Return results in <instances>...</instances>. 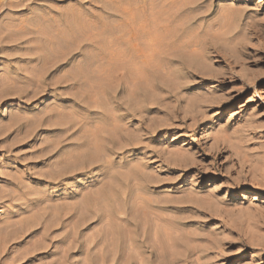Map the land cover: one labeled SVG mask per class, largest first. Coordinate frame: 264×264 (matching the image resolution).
<instances>
[{
	"label": "rangeland",
	"instance_id": "rangeland-1",
	"mask_svg": "<svg viewBox=\"0 0 264 264\" xmlns=\"http://www.w3.org/2000/svg\"><path fill=\"white\" fill-rule=\"evenodd\" d=\"M24 1L0 8V190L24 199L0 264H264V0Z\"/></svg>",
	"mask_w": 264,
	"mask_h": 264
},
{
	"label": "bare ground",
	"instance_id": "bare-ground-1",
	"mask_svg": "<svg viewBox=\"0 0 264 264\" xmlns=\"http://www.w3.org/2000/svg\"><path fill=\"white\" fill-rule=\"evenodd\" d=\"M30 1V0H29ZM32 1V0H31ZM24 6L25 5V1L24 0H0V8H2V7H7V8H14V7H20V6ZM18 9V8H17ZM1 10V9H0ZM1 12V11H0ZM140 12V11H139ZM139 15H140V13H139ZM1 16V15H0ZM6 16H8V15H6ZM136 17H137V15H136ZM39 19V18H38ZM38 19H35V20H38ZM132 20V19H131ZM26 22V21H25ZM82 22V21H81ZM84 22V21H83ZM6 23V25L8 24L7 22H5ZM85 24V23H84ZM124 24V23H123ZM5 25V24H4ZM10 25V24H9ZM59 26V25H58ZM82 26V25H81ZM81 26H80V28H81ZM5 27V26H4ZM6 28V27H5ZM7 28H8V26H7ZM9 28H10V26H9ZM77 28V22H76V20L74 19V16L72 15V14H67L66 16H65V18H64V25L63 26H60V28H58V29H56L55 30V33H54V35L53 34H51V35H49V36H51V38H50V42H54L55 44L56 43H58L59 44V42H61V40H68L69 41V39L70 40H73L72 38H73V36H74V34H76L75 32H76V29ZM45 30V29H44ZM49 30H47V31H45L46 32V34L47 33H49L48 32ZM140 33V32H139ZM53 35V36H52ZM136 35V34H135ZM137 36H138V34H137ZM48 44H50V43H48ZM54 45V44H53ZM57 45V44H56ZM58 46H60V45H58ZM115 54V53H114ZM56 60V59H55ZM33 78V77H32ZM35 79V78H34ZM38 79V78H37ZM40 79V78H39ZM32 81V80H31ZM37 82V81H36ZM40 83V82H39ZM38 83V84H39ZM36 84V83H35ZM36 92V91H35ZM34 93V92H33ZM25 94V93H24ZM15 95V94H14ZM31 95H32V93H31ZM36 95H37V92H36ZM36 95L35 94H33V97L35 96L36 97ZM33 97H32V99H33ZM29 98V97H28ZM93 103V102H92ZM56 110V109H55ZM70 110V109H69ZM113 110V109H112ZM58 111V110H57ZM134 111V110H133ZM51 112V111H50ZM48 113V112H47ZM61 113V112H60ZM61 114H63V113H61ZM65 115V114H64ZM57 116V115H56ZM61 115H59V117H60ZM59 117H56V118H59ZM53 118V117H52ZM55 118V117H54ZM61 119V118H60ZM63 119V118H62ZM52 120V119H51ZM55 120V119H54ZM58 120H56V122H57ZM62 121V120H61ZM52 122H53V120H52ZM55 122V121H54ZM59 122H60V120H59ZM71 122V121H70ZM58 123V122H57ZM55 124V123H53L54 124V126L55 125H58V124ZM52 124V125H53ZM67 124H68V122H67ZM71 124V123H70ZM50 128V127H49ZM69 128H70V126H69ZM68 129V128H67ZM102 129V128H101ZM113 131V130H112ZM107 132V131H106ZM107 135H108V133H107ZM91 139V138H90ZM100 142V141H99ZM98 142V143H99ZM106 143V142H105ZM95 146V145H94ZM95 147H97V145L95 146ZM84 149V148H83ZM85 149H86V147H85ZM96 149V148H95ZM82 150V149H81ZM82 151H84V150H82ZM90 151L91 150H88V148L84 151V153H83V155L86 157V156H88V155H90ZM100 151V150H99ZM80 153H81V151H79ZM98 152V151H97ZM76 153V152H75ZM79 153V154H80ZM78 154V153H77ZM93 154V153H92ZM94 154H95V152H94ZM82 155V154H81ZM77 156H79V155H77ZM82 157V156H81ZM84 159V158H83ZM93 159V158H92ZM94 159H96L95 157H94ZM85 160V159H84ZM78 162V161H77ZM77 162L75 163V162H70V161H66V162H64V164H60L63 168H65V170L64 171H67V172H69L70 170H72V169H74V167H76V165L75 164H77ZM95 162V161H94ZM79 163V162H78ZM82 163V162H81ZM64 165V166H63ZM82 165V164H81ZM83 166V165H82ZM61 167V168H62ZM80 167V166H79ZM58 168V167H57ZM82 168V167H81ZM76 169H77V167H76ZM76 169H74V170H76ZM66 173V172H65ZM69 174V173H68ZM6 179V178H5ZM9 182V180H6V183H8ZM10 184L11 185H14V183L13 182H10ZM21 186V185H20ZM7 187V186H6ZM6 187H4V189H6ZM10 187V186H9ZM8 188V187H7ZM15 188V187H14ZM2 190V189H1ZM0 190V191H1ZM4 191H7V190H4ZM16 191V190H15ZM18 192V191H17ZM20 192V191H19ZM18 192V193H19ZM17 194V193H16ZM15 193H14V191H13V187L11 188V189H9L8 188V191L7 192H3L2 193V191H1V193H0V203L2 204V202H4L5 200H1L2 198H8V200H10V199H13L15 202H14V204H13V206L12 205H6V204H3V205H0V206H3V207H5V213L7 214V215H11V213H15L16 211H18V210H20V209H22L23 207L21 206V207H19L18 206V203H16V201L18 200V201H22V200H24V199H22V200H20V196H17ZM20 194V193H19ZM6 198V199H7ZM24 198V197H23ZM7 200V201H8ZM17 201V202H18ZM26 201V200H25ZM11 202V201H10ZM7 203H9V202H7ZM40 203V202H39ZM10 204V203H9ZM41 204V203H40ZM37 207H39V206H37ZM3 209V208H2ZM28 209H26V211H27ZM55 212V211H54ZM57 213V212H56ZM36 214V213H35ZM31 215V214H30ZM69 215V214H68ZM58 216V215H57ZM14 217V216H13ZM37 217H38V215H37ZM11 218V217H10ZM43 218V217H42ZM42 218H40V221L42 220ZM58 218V217H57ZM2 219V218H1ZM5 220V219H4ZM9 220H11V219H9ZM56 220V219H55ZM2 222V221H1ZM4 222H6V224L8 223L7 222V220H5ZM59 222V221H58ZM3 223V222H2ZM10 223H12V220H11V222ZM41 223V222H40ZM4 224V223H3ZM42 224H43V222H42ZM8 226V225H7ZM31 226H33V225H31ZM30 226V227H31ZM55 226V225H54ZM4 227H6L5 226V224H4ZM28 227V226H27ZM35 227H37V226H35ZM37 228H39V226L37 227ZM46 227H44V229H45ZM29 229V228H28ZM32 229V228H31ZM47 229V228H46ZM30 230V229H29ZM38 230V229H37ZM46 231V230H45ZM42 232V231H41ZM44 232V231H43ZM73 234V233H72ZM62 235V234H61ZM70 235V234H69ZM69 235H68V237H69ZM10 238V237H9ZM54 238V237H53ZM64 238V237H63ZM6 239V238H5ZM66 239H68L67 237H66ZM65 239V240H66ZM5 241V240H4ZM60 241V240H59ZM67 246V245H66ZM174 252V251H173Z\"/></svg>",
	"mask_w": 264,
	"mask_h": 264
}]
</instances>
